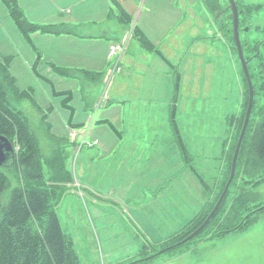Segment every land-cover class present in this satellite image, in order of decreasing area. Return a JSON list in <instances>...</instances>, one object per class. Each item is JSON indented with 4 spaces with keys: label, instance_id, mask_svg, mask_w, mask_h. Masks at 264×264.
Returning <instances> with one entry per match:
<instances>
[{
    "label": "rangeland",
    "instance_id": "rangeland-1",
    "mask_svg": "<svg viewBox=\"0 0 264 264\" xmlns=\"http://www.w3.org/2000/svg\"><path fill=\"white\" fill-rule=\"evenodd\" d=\"M16 1L30 23L55 29L62 26L72 34L83 36L74 39L76 43H71L70 34L37 31L30 35L29 42L10 19L5 3L0 0V62L3 57L9 58V69L16 79L17 88L19 91H30L37 106L34 107L27 99L17 104L30 117L38 137L43 181L48 184L49 177L60 180L54 189L51 186L52 193L58 195L55 210L64 235L73 241L80 263L264 264V178L255 186H250L251 180L264 176V161H260L262 163L256 168L252 165L246 168L247 163L241 166L242 157L239 154L237 176L230 184L220 209L224 207L225 211L219 212L199 235L158 254L157 251L168 247L167 239H163L192 218L194 209L180 211V214L170 208L160 212V205L152 201L154 195L146 193L142 194L144 198L140 199V206H150L145 209L140 207L144 217L139 219L133 216L132 194L122 198L124 185L115 176V167L109 172L113 178H103L100 186L94 178L83 177L80 161L76 162L79 150L80 156L86 159L89 150L98 152L102 139L113 138V126L122 125L125 128L123 123H129L111 119L115 115L124 116L134 111L130 101V81L136 78L131 76L132 69L133 76L143 75L144 81L169 83L171 86L167 90L159 88L158 92L148 89L153 93L151 101L136 102L138 112L155 115L157 122L160 113L171 111L173 85L179 75V109L185 121L187 143L211 140L208 149L212 155L207 158L210 163L204 167L209 176L208 184L218 176L222 177L220 185L223 184L225 173L222 176L218 168L223 156L220 150L223 143L230 141L228 134L233 128L231 116L238 114L242 88L245 90L233 22L228 18L230 11L225 8L228 0ZM217 2L220 4L217 9L208 5ZM235 2L242 10L239 40L243 55L245 58L252 57L247 64L255 91L251 121L257 123L264 114V0ZM119 7L127 10L130 16L128 24L118 20ZM134 24L154 42L165 60L157 52L152 53L140 45L133 36L131 28ZM122 29L128 39L132 38L130 49L127 51L125 48L127 57L122 64L123 71L117 73L112 86H109L108 96L102 100L104 90L108 88L104 81L107 70L112 69L119 56V52L110 56L109 50L121 44L116 36ZM88 35L99 37L88 38ZM86 44L90 46L86 47ZM37 53L40 54L39 59ZM89 54L96 59L88 58ZM76 61L86 63V67L79 66ZM57 69L66 71L68 75ZM85 71L96 76L105 71L104 78L92 82ZM67 90L72 94L68 102L73 108L72 118L71 109L64 105L67 94L55 93ZM108 97L109 103L106 102ZM158 97H161L159 103ZM41 115H45V125L49 126V141L61 142L56 143L57 146L47 145V141L43 140L46 133L42 130ZM106 119L111 122H103ZM141 122L146 124L148 121ZM73 135L78 139L77 149L73 145ZM108 148L109 151L102 153L100 150L90 158L93 165L91 172L88 164L85 166L87 173L98 171L99 158H111L113 150L110 144ZM190 149L192 163L193 158L197 162L204 155L201 149ZM56 155L62 157L57 158ZM50 157L47 162L46 158ZM186 166L190 170L187 177L193 176L199 184L193 189L187 180V189L196 194L201 181ZM8 173L12 184H16L14 171L9 170ZM178 179L176 176L170 181ZM151 207L157 210L151 211ZM231 215L234 216L232 221L229 219ZM237 223L241 224L238 230L214 233L219 225L229 229ZM160 237L163 241L159 240Z\"/></svg>",
    "mask_w": 264,
    "mask_h": 264
},
{
    "label": "trees",
    "instance_id": "trees-1",
    "mask_svg": "<svg viewBox=\"0 0 264 264\" xmlns=\"http://www.w3.org/2000/svg\"><path fill=\"white\" fill-rule=\"evenodd\" d=\"M2 1L5 3L10 19L29 42H31L30 35L37 31L54 35L72 34L71 31L62 26H59L58 28L56 27L55 29L51 26H40L38 24L30 23L25 17L22 9L18 6L16 0ZM208 5H211L212 9H217L220 6L218 2ZM117 18L122 24H128L130 22V16L121 7H119ZM132 32L133 36L139 41L142 47L149 51H155L162 57L160 50L157 49L154 42L147 37L138 25H133ZM73 35L77 34L73 33ZM39 58L40 54L37 53V59ZM251 58L252 57L245 58L247 64ZM57 70L61 71L62 74L68 75L64 70ZM34 71L36 72L35 67ZM73 73H70V75ZM36 74L38 73L36 72ZM85 74L92 82H96L101 76H99V74L98 76L87 74L86 71ZM243 77L245 90L242 88L241 107L238 114L231 116L233 128L230 133V141L228 143L229 148L224 153L226 168L224 171L225 179L223 184L219 186L221 189L219 190V193L217 192L218 195L210 204L209 208L199 213L180 231L167 239L166 243L168 246L171 245V248L176 246L177 242L183 240L204 221L221 194L229 177L232 156L242 128L249 96L248 83L244 73ZM178 89L179 75H177L173 85L172 102L170 104L171 111L169 112L170 128L182 160L185 161L189 168L199 177L194 167L189 164L191 153L180 134L175 119ZM55 93L67 94L68 97L64 101V105L71 109L72 118L73 108L68 105V102L72 98L71 91H55ZM253 93L255 96L254 90ZM26 99L31 101L30 103L34 107H37L30 91H19L16 85V79L9 69V58L3 57V61L0 62V135L5 136L10 140L16 153L14 164L11 167H0V264H81L73 246L72 239H67L62 231L59 217L55 210L58 195L56 192L52 193L51 186H53L54 189L56 183H59L60 180H51V177H49L48 184H45L43 181L44 173L41 160L42 154L39 147L38 137L32 128L30 117L22 109L17 107L19 102ZM13 101H17V103H14ZM254 106L255 97L253 98L251 114ZM251 114L237 155L236 168L232 181H234L237 176L239 154L242 157L240 161L241 166H246L247 163L246 168L251 165L256 168V165L260 166L262 163L260 161H264V114L257 123H252ZM44 117L45 115H41L40 117L42 130H44L46 133L45 136H47V138L44 136L43 140L47 141V145L61 143L49 141V139H51L48 135L49 126L45 125ZM103 122L107 123L109 120L106 119L105 121L103 120ZM56 157L60 158L62 156L56 155ZM50 159L51 157L46 158V161L48 162ZM55 161L57 160L55 159ZM9 170L14 171L16 184H12L11 177L8 173ZM66 177H68V175H66ZM263 178L264 176L261 175L260 177L251 180L250 186L258 184ZM225 196L218 210L206 226L196 235H199L206 230L211 220L216 218L219 212L223 213L225 211L224 207L220 211ZM231 217L234 220V216L231 215L229 217L230 221H232ZM242 219L243 218H241V220ZM228 224H230V222ZM213 227L214 226H211L210 228ZM239 228H241L240 223H237L234 227L229 229L219 225L214 233L223 234L236 229L238 230Z\"/></svg>",
    "mask_w": 264,
    "mask_h": 264
},
{
    "label": "crops",
    "instance_id": "crops-1",
    "mask_svg": "<svg viewBox=\"0 0 264 264\" xmlns=\"http://www.w3.org/2000/svg\"><path fill=\"white\" fill-rule=\"evenodd\" d=\"M125 12L127 13V10H125ZM123 31L124 30L122 29L119 32L120 34L117 35L116 38H117V42L121 43L122 46H124V49L120 51L119 53L120 55L117 57V60L114 63L112 69L107 70L105 78H104L105 71L99 77V79L101 80H103L104 78V81L108 84V88L104 90L103 96L101 98L102 100L103 98L108 96L109 89L112 86L117 73H121L123 71L122 64L125 61V58L127 57V51H129L130 49V42L132 38H130L131 40L128 39V36L124 35ZM88 36H89L88 38L99 37L93 35H88ZM68 37H72L70 38L73 39L70 40L71 43H76L75 41L77 40L74 39L77 38L79 39L80 37L83 36L70 34ZM89 43L91 44L92 42ZM90 44H86V47H89ZM177 47L179 49V45ZM125 48L127 49V51ZM174 50L175 49H173V52ZM151 52L153 53L155 51H151ZM87 56L92 60L96 59L95 56L92 54H89ZM83 59L85 60V58ZM76 62L79 66L86 67V63H82L79 61ZM133 72L134 69L131 70V76L136 78V80L130 81L131 83L130 101L134 107L133 109L134 111L133 113L130 114L125 113L124 116L119 114L115 115L114 119H111V120H116L118 122H129V123H123V126L125 128H122V125L121 126L115 125L113 128V131L115 133L111 134L114 135L113 138L109 140L102 139V144L100 146V149L98 150V152L101 150L102 153L105 150L109 151L108 146L110 144V147L113 150L111 151V154L113 153L111 158L110 156L107 157L106 159L99 158V163H97V165H99V169L98 171L93 173H87V169L85 168V166H87L88 164L89 172H91V167L93 163L90 162L91 161L90 158L97 155L98 152H91L89 150L87 152L88 155L86 159H84L83 157L80 156L81 150H79V155L76 162L78 164V162L80 161L81 164L80 169L82 170V176L86 177L87 179H89V176L91 178H94V181H96L100 186L103 184L102 183L103 178L106 179L113 178L112 176H110L109 172H110V168L115 167V176L118 179H120V182L123 183L124 185V188L122 189L123 191L122 198H125L128 194L129 196L130 194H132L133 197H130L132 203L131 208L135 210L133 216L135 217L137 216L139 219H141V216L144 217L143 214L144 212L140 213V207L145 209L146 206L148 208L150 206L149 204L140 206L141 203L140 199L144 198L142 194H146V193H150L154 195L152 201H157L158 203L157 205H160V208L158 209V211L160 212H165L170 208L171 210H175L177 211L178 214H180L181 213L180 211L186 212L190 208L194 209V215L192 216V218L187 220L178 230L170 233V235H167L163 239L166 240L176 232L180 231L186 224H188V222L194 219V217L197 216L199 213L209 208L210 204L212 203L213 199L215 198L218 192L217 190L222 181V177L218 176L215 178L214 181H212L211 184H208L209 176H208V172L206 171L207 169L204 167H207L208 164L210 163V161L207 162L208 161L207 158L212 155V153H210L208 149L211 140L209 139H206L204 141L197 140L194 143H192L191 141L189 144L187 143L188 134H187V130L185 129V121L181 116V109H179L181 105L180 102L181 98H180V92H178L177 93L178 101L176 103L175 119L178 124L180 134L184 139V141L186 142V145L188 146L190 153H191L190 148L193 147L194 150L198 149L199 151L201 149L202 154H204L200 156L197 162H194V158H193V163L191 162V160L189 161V164H191L194 167V169L199 175L198 177L194 173V171L191 170V173L195 177L197 176L200 179L201 181L200 188L196 194L191 190L187 189L186 186L187 180L190 183V187L193 189L197 185L199 186V184L193 176H190L189 178L187 177V174H189L190 170L188 169V167L180 157L178 146L176 144L172 130L170 128L169 113H160V120L157 122L155 115L153 114L147 115L138 112L139 105L136 103L138 100H143L144 102L151 101L153 97V93L148 92L147 91L148 89L157 91L159 88L160 89L162 88L164 90H167L169 87L171 88V86L169 83L156 82L155 84H153L152 82L144 81L143 75L133 76L134 74ZM121 90L122 87H120V91ZM160 100L161 97H158V103L160 102ZM106 102L107 103L110 102L109 97L107 98ZM145 119H147L148 121L146 124L141 122ZM107 120L111 122L110 119ZM202 133L203 132L201 131V134ZM228 135L230 136V134ZM73 137H74L73 145L77 149L78 146L76 144L77 138H75V135H73ZM198 137H200V135H198ZM100 142L101 141H99L98 145L100 144ZM113 144H115L114 148H113ZM224 144L225 146L227 144L226 148ZM203 146H205V149L203 148ZM228 148H229L228 142L223 143V145L221 146L220 153L223 154V156H222V163L220 162L218 167L219 173L221 175L224 174L226 168L224 153L225 151H227ZM76 162L74 161L75 163L74 168L76 167ZM199 170H203V171H199ZM176 176L179 177L178 180L174 182H172V180L170 181V179ZM106 185L108 186L107 183ZM115 192L116 191L114 190L113 194ZM153 210H157V209H153L151 207V211ZM153 214H155V212ZM159 240H162L161 237Z\"/></svg>",
    "mask_w": 264,
    "mask_h": 264
},
{
    "label": "water",
    "instance_id": "water-1",
    "mask_svg": "<svg viewBox=\"0 0 264 264\" xmlns=\"http://www.w3.org/2000/svg\"><path fill=\"white\" fill-rule=\"evenodd\" d=\"M229 1V6L232 10V15H228V18H232L233 17V32H234V39H235V45L238 51V55L241 61V65H242V69H243V73L246 77L247 83H248V89H249V96H248V103H247V108H246V112H245V116H244V120H243V124H242V128L238 137V141L232 156V161H231V169H230V174L229 177L225 183V186L221 192V194L219 195L215 205L213 206V208L211 209V211L209 212V214L206 216V218L204 219V221L193 231L191 232L188 236H186L183 240L179 241L177 244L183 243L187 240H189L190 238H192L193 236H195L197 233H199V231H201L206 224L209 222V220L212 218V216L215 214V212L218 210L228 188L229 185L231 184V181L233 180L234 177V173H235V168H236V162H237V155L239 152V148L241 145V141L243 139V136L245 134L247 125H248V121H249V117L251 114V110H252V105H253V98H254V93H253V87H252V83L250 80V76H249V72H248V68H247V61L243 55V51H242V47H241V43L239 40V27H238V9H237V5L235 0H228ZM15 148L13 146V144L10 142V140L8 138H6L5 136L0 135V167L2 168H9L14 164V160H15ZM171 246L166 247L163 250H160L159 252L157 251V254L170 249Z\"/></svg>",
    "mask_w": 264,
    "mask_h": 264
},
{
    "label": "built area",
    "instance_id": "built-area-1",
    "mask_svg": "<svg viewBox=\"0 0 264 264\" xmlns=\"http://www.w3.org/2000/svg\"><path fill=\"white\" fill-rule=\"evenodd\" d=\"M132 29V28H131ZM124 45V43H123ZM124 49V46H122V44H120L118 47H111V49L109 50V55L113 56L115 54H117L118 52L120 53V51ZM120 55V54H119ZM119 68V67H118Z\"/></svg>",
    "mask_w": 264,
    "mask_h": 264
},
{
    "label": "flooded vegetation",
    "instance_id": "flooded-vegetation-1",
    "mask_svg": "<svg viewBox=\"0 0 264 264\" xmlns=\"http://www.w3.org/2000/svg\"><path fill=\"white\" fill-rule=\"evenodd\" d=\"M229 2V1H228ZM237 5V4H236ZM227 10V12H229L230 11V14L232 15V10H231V8H230V6H229V4L227 5V7H225ZM237 9H238V27H239V22H240V13H242V10H239V8L237 7ZM230 14H228V15H230ZM246 17V16H245ZM244 18V17H243ZM230 20H232V22H233V17L232 18H229ZM239 29H240V27H239Z\"/></svg>",
    "mask_w": 264,
    "mask_h": 264
}]
</instances>
